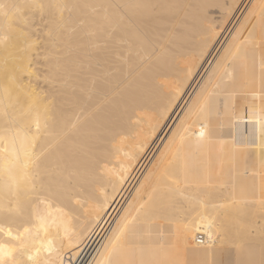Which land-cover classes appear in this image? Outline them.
<instances>
[{
	"label": "bare ground",
	"instance_id": "obj_1",
	"mask_svg": "<svg viewBox=\"0 0 264 264\" xmlns=\"http://www.w3.org/2000/svg\"><path fill=\"white\" fill-rule=\"evenodd\" d=\"M0 264H264V0H0Z\"/></svg>",
	"mask_w": 264,
	"mask_h": 264
},
{
	"label": "rangeland",
	"instance_id": "obj_2",
	"mask_svg": "<svg viewBox=\"0 0 264 264\" xmlns=\"http://www.w3.org/2000/svg\"><path fill=\"white\" fill-rule=\"evenodd\" d=\"M226 25H227V24H226ZM224 27L226 28V26H224ZM225 28H224V29H225ZM225 31H226V29H225ZM228 31H229V30H228ZM228 31H226V33H228ZM226 33H225V35H227ZM224 38H225V36H224ZM237 247H238V246H237ZM237 247H236V248H237ZM241 247L243 248V246H241ZM241 247H239V248H241ZM239 248H238V249H239ZM243 250L245 251L246 249L244 248ZM241 252H242V250H241ZM245 252H246V251H245ZM245 252H244V253H245ZM240 261H242V258H240Z\"/></svg>",
	"mask_w": 264,
	"mask_h": 264
},
{
	"label": "built area",
	"instance_id": "obj_3",
	"mask_svg": "<svg viewBox=\"0 0 264 264\" xmlns=\"http://www.w3.org/2000/svg\"><path fill=\"white\" fill-rule=\"evenodd\" d=\"M198 240H202L200 236H198Z\"/></svg>",
	"mask_w": 264,
	"mask_h": 264
}]
</instances>
